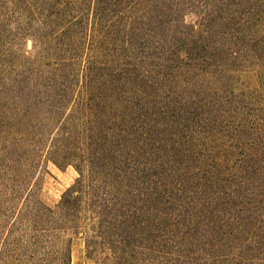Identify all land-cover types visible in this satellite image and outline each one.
I'll list each match as a JSON object with an SVG mask.
<instances>
[{
    "label": "trees",
    "instance_id": "trees-1",
    "mask_svg": "<svg viewBox=\"0 0 264 264\" xmlns=\"http://www.w3.org/2000/svg\"><path fill=\"white\" fill-rule=\"evenodd\" d=\"M45 2L74 54L62 68L100 85L115 114L86 135L78 177L53 209L33 180L43 135L18 138L11 156L0 146V264H71L79 235L96 264L264 262V0ZM169 35L182 37L194 74L187 103L140 67L179 61ZM216 67L254 70L257 84L225 80L220 96L204 86Z\"/></svg>",
    "mask_w": 264,
    "mask_h": 264
},
{
    "label": "rangeland",
    "instance_id": "rangeland-1",
    "mask_svg": "<svg viewBox=\"0 0 264 264\" xmlns=\"http://www.w3.org/2000/svg\"><path fill=\"white\" fill-rule=\"evenodd\" d=\"M32 4L34 7L24 0H0V146L6 147V155L11 156L9 152L18 138L24 139L31 131L43 135V146L35 160L33 180L41 203L53 209L64 191L78 177L74 165L78 156H85L86 135L89 131L97 135L101 123L109 126L104 121L112 120L115 109L108 98L104 104L107 93L101 91L100 85L89 82L79 74L72 77L62 68L74 56L66 48L65 40L55 38L63 33L64 23L50 16L51 11L45 0H36ZM50 21H54V24ZM90 29L88 19L76 28L81 47ZM168 37L178 45L175 55L179 61L159 67L142 62L140 67L155 72L153 77L159 73L158 82L174 96H185L187 103L192 100V92L196 90L192 81L194 74L186 73L185 54L178 51L184 50V44L180 42L182 37ZM85 53L81 49L78 55L81 61ZM94 55L102 61L99 55ZM214 59L223 60V55L218 51ZM230 68L227 67L225 71L223 67L213 69L216 74L204 86L218 88L217 94L220 96L226 95L221 90L226 88L227 82L240 89L256 86L254 70L243 67L241 69L244 71L233 73L235 67ZM167 93L165 90L164 94ZM158 97H163L162 92L149 97L144 102L145 106L155 105L159 102ZM165 121L163 124L167 123ZM203 130L207 131L208 127L205 126ZM93 138L96 139L94 134ZM86 152L88 154L89 150ZM0 158L5 160L3 155ZM71 264H96L94 259L86 257L84 239L80 235L72 236ZM254 264L264 262L256 261Z\"/></svg>",
    "mask_w": 264,
    "mask_h": 264
}]
</instances>
